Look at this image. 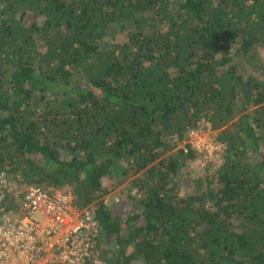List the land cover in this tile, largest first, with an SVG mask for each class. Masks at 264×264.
<instances>
[{
  "label": "trees",
  "instance_id": "obj_1",
  "mask_svg": "<svg viewBox=\"0 0 264 264\" xmlns=\"http://www.w3.org/2000/svg\"><path fill=\"white\" fill-rule=\"evenodd\" d=\"M2 171L71 192L104 264H264V0H0Z\"/></svg>",
  "mask_w": 264,
  "mask_h": 264
},
{
  "label": "built area",
  "instance_id": "obj_2",
  "mask_svg": "<svg viewBox=\"0 0 264 264\" xmlns=\"http://www.w3.org/2000/svg\"><path fill=\"white\" fill-rule=\"evenodd\" d=\"M208 124L190 131L182 147L222 163L225 144L206 135ZM211 141L201 143V137ZM0 172V264H104L93 254L91 231L97 222L89 210H79L71 192L51 191L39 185L16 189ZM12 188H15L12 191ZM15 201L10 206L8 196Z\"/></svg>",
  "mask_w": 264,
  "mask_h": 264
},
{
  "label": "rangeland",
  "instance_id": "obj_3",
  "mask_svg": "<svg viewBox=\"0 0 264 264\" xmlns=\"http://www.w3.org/2000/svg\"><path fill=\"white\" fill-rule=\"evenodd\" d=\"M125 33H111L106 40L108 41H117V40H120V39H123V35ZM233 63L238 65L239 67V71H241L242 73H244L245 75L247 73H256V67L253 66L250 62L248 63L243 56L239 55V56H235L233 58ZM209 123L206 122V121H203V124L200 126L201 128L205 129L206 126L205 125H208ZM194 129V128H193ZM192 131V129L190 130ZM190 131L188 133V137H189V134H190ZM218 133V131L216 129H213V132H211L209 129L206 130V135H210V139H214L215 135ZM186 140V139H185ZM183 140V142L185 141ZM183 142L181 145H183ZM201 143L204 145V146H209L211 144V141L205 139L203 136L201 137ZM169 154H172V152H170ZM226 154V152H225ZM224 154V156H225ZM224 156H223V159H224ZM211 160H207L204 158V156L200 155L199 159L194 162L190 169L189 170H186L184 173L188 174L189 178H192L193 176H197L199 174H202V175H205L207 174L209 176V178H211L213 176V174H215L219 168V165L221 163H215V162H210ZM183 173V174H184ZM115 181H117V179H115ZM12 182L17 184L16 185V189L15 188H12V191L15 189V190H19V189H23L25 186L23 184H18L15 182L14 179H12ZM129 180L128 181H125L123 184H119L118 186L114 187L112 189V191L107 194L105 196V200H106V203H108L110 206H113V207H117L118 203H120V201H122V198L124 197L123 195L127 192L128 188H129ZM206 185V182H204V186ZM188 191V188H186L185 186H183L180 190H179V195H184L185 192ZM190 191V190H189Z\"/></svg>",
  "mask_w": 264,
  "mask_h": 264
}]
</instances>
